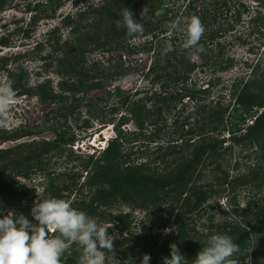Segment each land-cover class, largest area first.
Listing matches in <instances>:
<instances>
[{
    "label": "trees",
    "instance_id": "obj_1",
    "mask_svg": "<svg viewBox=\"0 0 264 264\" xmlns=\"http://www.w3.org/2000/svg\"><path fill=\"white\" fill-rule=\"evenodd\" d=\"M10 2L11 0H0V10L11 4ZM195 3L197 0L188 1L186 11H192V13H186L185 16L187 19L193 16L198 17L204 27L205 30L199 44L203 46V49L209 43L220 49V42L217 40H220L227 31L231 30L232 26L221 30L212 24L217 21V13L222 8L224 17L227 18L229 2L227 0L221 3L214 2L212 4L214 7L210 11L208 7H204L200 13L202 17L201 15L199 17L196 12ZM163 5L162 0H102L100 5L91 3L84 10H78L74 15H66L60 20V26L56 27L52 33H58L60 28H69L72 44L66 47L65 56L50 60L46 67L50 69L54 67L55 73L65 77L74 70L76 65L82 64L89 53L125 50L131 54L137 51H151L160 35L170 31L169 25L173 24L176 18V15L169 14V10ZM262 5L264 4L262 3ZM38 6L39 4L35 7ZM124 8L131 11L136 21L144 24L143 34L129 36L126 29L123 27L117 29L114 26L115 22L121 19ZM142 9H146L147 12L144 19H141L140 16ZM158 10H163V15L157 16ZM247 11L248 8L241 3L235 6L232 11L234 20L239 21L241 15ZM151 21L154 22L153 27L149 24ZM251 21L255 25L258 24L254 31L264 38V34L261 32V29H264V15L257 12ZM23 35L28 37V31H25ZM134 36L150 37V47L143 46L140 49L133 48L132 50L128 41ZM173 37L170 42L173 50L167 53L163 50L162 57L157 59L145 73V76H150L149 84L151 86L159 85L160 93L153 91L151 96H145L144 101H139V104L134 103V108L129 109L135 124L141 130H143L145 121L151 123L153 127L151 133L144 134V136L135 134V136L142 135L148 142H154L158 138L161 131L160 125L164 123L163 114L175 108L173 102L182 99L181 93L186 90L183 84L197 67L191 63L188 57L197 51L183 47L186 33H183L180 44H176L175 36ZM7 41L6 38L1 37L0 45L7 46ZM70 51L74 52V56L70 54ZM21 58L22 56L17 55L12 57V61L16 64ZM7 61L6 58H0V62L3 63L0 69ZM208 61L209 58L205 63ZM212 61H214L212 64H217L218 57H213ZM230 66L231 64L222 65L220 62L217 70L214 71H224ZM247 68L249 70L248 77L235 79L228 86L230 100L227 104L223 105L219 101L214 107L201 104L196 110V120L192 128L185 130L189 124L183 121L180 133L174 140L156 146L153 152L155 156L150 163L158 161V163L164 164L163 170L151 168L148 162L136 164L135 159L131 158L132 153L123 151L122 141L117 138L110 142L95 160L88 157L86 161H81L80 171L86 172L85 175L79 171L65 174L68 182L56 186L52 181V172L46 169L51 158V156H47L61 152V148L68 143H73L74 138L68 137L64 131L58 130L57 127L54 128L56 123L54 122L50 126L44 127L54 131L56 137L53 140L41 139L40 141L22 142L0 149V197L8 198V203L19 206L21 200L34 191L33 188L18 189L15 187L13 179L2 178L5 171L24 177L28 175L29 178L35 171L42 172L46 178H50L44 192L45 199L49 197L63 199L67 197L66 193L70 194L74 189L80 192L81 189L87 188L89 198L78 199L71 205L89 217L104 222L107 225L108 233L113 230L119 233L120 238L113 239L112 251L104 250L106 258L113 251L120 253L119 264H139L140 258L144 254L151 257L150 264H162L161 258L169 256L171 244H176L185 258L191 260L204 246L207 238L213 234L231 236L233 241L239 245L238 255L245 251V254L240 257L241 262L244 261L251 247L254 249L252 255L256 256L260 250L258 247L264 246L263 208L254 212L250 220H244V223L224 225V232L215 229L212 233L209 231L206 235L195 236L191 235L188 228L191 216L198 213L210 199L221 196L226 190L233 192L238 188L252 184H264L261 167H249L246 173L231 177L227 171L221 170L219 162L215 160L221 149H227L223 148V144L226 142L231 144L228 149L237 145L242 148L264 150V45L260 57L254 64H248ZM23 69L22 66L16 65L14 73L6 70L7 75L13 78V83L11 82L12 84L9 85L16 94L27 97L33 94L38 95L44 103L63 101L60 95L53 94L45 82L38 84L33 89L28 88L27 74ZM98 71L97 68H91L87 72L96 74ZM122 75V70H118L106 74L103 78L107 81ZM214 81L217 82L218 78L210 79L208 85H214ZM179 83H183L181 92L170 89ZM59 86L62 91L72 93L73 96L79 90L73 83L66 85L64 82H60ZM208 92V90H194L189 94L187 91L185 93L195 101L197 94L207 95ZM121 99L125 103L128 96H123ZM63 106L56 109L58 111L50 112L53 114L51 119L58 117L56 112H62L61 115L58 114L64 117V122L66 121L65 118L73 110L71 108V111H67L66 106ZM112 110L115 111V109ZM127 120V118L122 119L121 122ZM176 122L177 118L174 120V123ZM87 126L88 124L85 122L83 127ZM36 131L40 130L19 127L9 134L6 131H0L2 134L0 138L16 141L28 137ZM225 133L227 134L226 138L224 137ZM69 156H72L71 151ZM204 163L214 167V171L218 174L213 181L203 182L201 172ZM80 179L82 182L79 183ZM114 205H126L130 211L110 212V208ZM162 206H166L165 209ZM135 210L144 212L151 219V226L144 234L135 235L131 231L132 213ZM155 224H157L156 227ZM169 227H172L171 233L163 234V231ZM62 255L61 260L64 258L65 261L61 264H79L81 249L78 244L70 243Z\"/></svg>",
    "mask_w": 264,
    "mask_h": 264
},
{
    "label": "rangeland",
    "instance_id": "obj_2",
    "mask_svg": "<svg viewBox=\"0 0 264 264\" xmlns=\"http://www.w3.org/2000/svg\"><path fill=\"white\" fill-rule=\"evenodd\" d=\"M101 1L11 0V4L0 10V38L4 37L8 40L7 46L3 47L0 45V58L8 60L4 67L0 69V86L13 83V78L7 75L6 70L14 73L16 65H20L27 74L28 88L33 89L38 84L45 82L54 95H60L63 98V101L44 103L38 95L33 94L27 97L26 95H18L14 91L13 98L8 101V108L0 112V131H6L9 134L19 127H25L26 129L36 128V130L40 131L16 141L0 140V148L12 147L18 142H30L40 139L53 140L56 137L54 131L51 129L47 130L44 127L56 122L54 128L57 127L58 130L64 131L65 135H70L74 138V143L66 144L61 149V153H52L47 156H51V158L46 169L53 173L51 177L56 186L67 183L68 178L65 174L80 171L81 161L84 162L91 156L97 158L99 150L105 147V142L116 136H121L123 151L131 152V158L135 159L134 162L136 164L142 162L150 163L155 156L153 152L156 146L174 140L180 133L183 121L189 124L185 130L194 126L196 110L201 104L214 107L218 101L223 105L228 103L230 100L228 86L235 79L248 77V64L256 62L264 45V38L254 31L258 24L255 25L251 21L257 15V12L264 15V5H262L264 0H227L229 2L227 18L224 17L222 8L217 13V21L212 24V26L221 28V30L232 26L231 30L227 31L220 40H217L220 42V49L209 43L203 52H194L188 55L191 63L197 67L191 72L184 84L179 83L177 86L170 88L173 91L178 90L181 92L184 85L186 88L185 92L187 91L188 94L194 90H208V94H197L194 101L188 97L187 93L182 92V99L172 103L175 108L163 114L164 123L160 125L161 131L158 134V138L154 142H148L143 136L152 132L151 123L145 121L142 127L143 136H135L131 132L138 130L129 109L132 110L134 108V103L139 104V101H144L145 96H151L150 94L153 91L160 93L159 85L151 86L149 84L150 76H145V73L154 65L157 59L159 60L162 57L163 50L173 38L174 30L170 28V33H167L166 37L159 38L153 44L151 51L147 50L142 53L138 51L130 54L125 50H110L111 58L110 56L107 58L108 55L105 51L89 53L86 55L84 62L80 64L81 66L76 65L74 70L65 77L55 73L54 67L52 69L46 67V64L50 63L53 58L65 56L66 47L72 44V35L69 28H60L58 33H52V30L59 25L61 18L67 14L74 15L78 10H84L91 3L100 5ZM188 1L162 0V3L164 4L163 7L169 10V14L173 15L177 11H181ZM222 1L224 0H197L194 6L196 7V12L200 13L204 7H208L210 11L214 7L212 5L214 2L221 3ZM240 3L247 7L248 11L241 15L239 21H235L232 11ZM37 4L39 6L34 7ZM146 15L147 12H143L141 19H144ZM182 19L185 20L186 18L183 17ZM180 22L183 21L180 20ZM175 23L178 24L179 21H175ZM149 24L152 27L154 26L153 21ZM179 25L177 28H179ZM25 31H28V37L23 35ZM261 32L264 34V29H261ZM175 39V43L180 44L182 36H175ZM150 40V37L137 36L131 39L128 45H130L132 50L133 48L137 49L142 44L149 48ZM70 54L74 56V52L70 51ZM17 55L22 56V58L15 64L12 61V57ZM213 57H218L219 61L217 64H212L214 62L212 61ZM208 58L209 61L205 63ZM220 62H222V65L231 64V66L224 71L218 70L215 72ZM2 64L0 62V66ZM91 68H97L99 71L96 74L93 73L94 75L90 74L87 71ZM120 69L123 70L122 76L108 79L107 81L103 78L106 74ZM217 78L218 81H214V85H208L210 79L215 80ZM60 82H64L66 85L73 83L79 90L73 96L72 93H66L60 89ZM123 96H128V101L125 102L124 106H121V98ZM62 105L66 106L65 109L67 111H71V108L73 110L65 118L66 121L64 122V117L60 116L62 112H56L58 117L51 119L53 114H50V112L60 108ZM112 109H115V111ZM120 118H128L129 121L127 120L125 126L118 128L117 124ZM176 118L177 122L174 123ZM85 122L88 124L87 127H83ZM93 137L101 140L100 142L102 143L100 145L102 146L100 149H98V140L92 143ZM224 137H227L226 133ZM230 146V142L224 143L223 148L227 149H221L215 157V160L221 166V170L227 171L229 176L234 177L238 174L246 173L249 167H261L264 174V150L242 148L237 145L228 149ZM67 150L72 151V156L68 155ZM204 164H202L204 168L202 167L203 170L201 172L203 174V182L213 181L218 174L210 164L208 166L207 163ZM164 166L158 161L150 163L151 168H157L159 171L163 170ZM33 173L31 180L27 183H24L21 178H17L18 183L23 184V188H33L34 190L33 195L31 194L32 197L28 196L29 216L34 203L45 199L44 192L50 179L46 178L42 172L35 171ZM82 175L85 174L83 173ZM80 182H82V179H80ZM65 196L67 197L64 200L68 201L70 205L74 201H78V199L86 200L89 198L87 188L81 189L80 192L74 189L72 193H66ZM3 202L4 200H1L0 204ZM162 207L165 209L166 206ZM262 208L264 210V184H252L238 188L233 192L226 190L221 196L210 199L198 213H194L191 216V220L188 221V228L191 235L194 234L195 236L206 235L209 231L212 233L215 229L224 232V225L228 223H244V220H250L252 214ZM129 211L130 208L126 205H114L110 208V212L113 213ZM132 216L131 231L135 235L144 234L151 226V219L140 210L133 211ZM92 219L98 225L107 227L104 222L95 218ZM30 222L36 223L35 221ZM138 227L140 228L139 234L136 233ZM171 231L172 227H169L166 231H163V234H170ZM108 234L113 235L114 239L120 238L116 230ZM70 243L74 242L69 241L68 245ZM258 248L260 249L259 253L253 256L252 251L254 249L251 247L242 262L240 257L245 254V251L240 255L237 253L233 257V264H247L248 258V264H261L264 262V246ZM119 256L120 253L113 251L107 258L105 256V264H119L121 261Z\"/></svg>",
    "mask_w": 264,
    "mask_h": 264
},
{
    "label": "clouds",
    "instance_id": "obj_3",
    "mask_svg": "<svg viewBox=\"0 0 264 264\" xmlns=\"http://www.w3.org/2000/svg\"><path fill=\"white\" fill-rule=\"evenodd\" d=\"M145 11L143 9L140 16ZM156 15H163V10H158ZM183 23L186 33L183 47L203 52V46L199 44L204 33L200 19L193 16ZM114 26L117 29L123 27L129 36L144 32V24L136 21L127 8H124L121 19ZM177 26V23L169 25L172 30ZM172 50L169 44L165 53ZM13 96L14 90L10 85L0 86V112L8 108V101ZM30 216L35 224L23 215L0 213V264H61V256L69 241L78 244L81 249L79 264H105L104 250L113 249L114 237L108 234V229L64 199L49 197L39 200L31 208ZM139 232L138 227L136 233ZM239 251V245L231 236L213 234L191 260L185 258L176 244H171L169 256L161 259L162 264H233V257ZM150 260L151 257L144 254L139 264H150ZM248 261L249 258L247 264Z\"/></svg>",
    "mask_w": 264,
    "mask_h": 264
},
{
    "label": "flooded vegetation",
    "instance_id": "obj_4",
    "mask_svg": "<svg viewBox=\"0 0 264 264\" xmlns=\"http://www.w3.org/2000/svg\"><path fill=\"white\" fill-rule=\"evenodd\" d=\"M188 5V2H186L185 3V5H184V7L181 9V11H177V13L176 14H173V15H176V18H175V21H179V23L178 24H180L179 25V28H176L175 30H174V33L172 34L173 36H179V35H183V33L185 32L184 31V27H185V25L183 24V22H180V20L181 21H184V19H182L183 17L184 18H186V16H185V14L186 13H188V14H190V13H192V11H186V6ZM195 5V4H194ZM36 6V5H35ZM34 6V7H35ZM196 8V7H195ZM198 13V12H197ZM201 13V12H200ZM200 13H198V15L200 16L201 14ZM68 15V14H67ZM71 15V14H70ZM63 17H65V16H63ZM63 17L61 18V19H63ZM187 19V18H186ZM185 19V20H186ZM175 21H174V23H175ZM182 23V24H181ZM60 26V22H59V25L58 26H56V27H59ZM55 29V28H54ZM53 29V30H54ZM178 29V30H177ZM52 30V31H53ZM172 30V29H171ZM167 33H170V31L169 32H167ZM167 33H165L164 35H160V38H163V37H166L165 35L167 34ZM134 37H137V36H134ZM134 37H132L131 39H134ZM174 38V37H173ZM130 39V40H131ZM130 40L128 41V42H130ZM176 41V40H175ZM40 43V42H39ZM39 43H37V44H39ZM144 45L142 44L141 46H139V47H143ZM138 47V48H139ZM144 47H146V46H144ZM138 52V51H137ZM141 53L142 52H144V51H140ZM139 52V53H140ZM106 53H107V58H109V56H110V58H111V53H109V51H106ZM140 53V54H141ZM57 58V57H56ZM54 59V58H53ZM121 70V69H120ZM122 72H123V70H122ZM128 101V100H127ZM126 101V102H127ZM124 104L125 103H123L122 102V99H121V106H124ZM120 106V107H121ZM122 119L124 120V119H126V118H120V120H119V123L117 124V127L118 128H121V127H123V126H125L126 124H127V121H123V122H121L122 121ZM128 119V118H127ZM128 121H129V119H128ZM136 128H137V130L138 131H132L131 133L132 134H143L144 132H143V130H141L137 125H136ZM32 128H28V130H31ZM123 129V128H122ZM0 135H2V134H0ZM29 137V136H28ZM68 137H70V135L68 136ZM73 137V136H72ZM117 138H120L121 139V136H116L115 138H113V139H109L107 142H105V147L103 148V149H100V147L102 146V145H100V143H102V142H100L101 140H99L98 138H96V137H93L92 138V143H94V142H96V140H98V146H99V148L98 149H100L99 151L100 152H102L105 148H106V146L110 143V142H112V141H114V140H116ZM0 140H2L1 138H0ZM41 140V139H40ZM40 140H37V141H40ZM121 141H122V139H121ZM74 143V142H73ZM69 144V143H68ZM98 146H96V147H98ZM65 146H63L61 149H63ZM1 149V148H0ZM62 152V151H61ZM61 152H59V153H61ZM69 152H70V150H67V153H68V155H69ZM72 152V151H71ZM99 152V153H100ZM92 157V159L93 160H95L96 159V157H93V156H91ZM18 169H19V167H18ZM27 172V171H26ZM39 172V171H38ZM81 174H85L86 172H84V171H79ZM44 175V174H43ZM53 175V173H51V176ZM54 177V176H53ZM2 178H10V179H13L14 180V183H15V187H17L18 189H20V188H23V184L22 183H18V180H17V178H21L22 180H23V182L25 183H27L28 181H30L31 180V176H30V178L28 177V175H27V177H24L23 175H13V174H10L9 172H7V171H5V173H3V175H2ZM19 184V185H18ZM33 195V194H32ZM32 195H27V196H25L22 200H21V202H20V204H19V206H15V205H11V203H8L9 201H8V198H4V197H0V201L1 200H4V202L2 203V204H0V213H3V214H11V212L12 213H14L15 215H23V216H25L26 218H28L29 219V221H34V220H32V219H30V218H32L31 216H29V214H28V207H29V204H28V202H29V200H28V196H30V197H32ZM64 199V198H63ZM49 235H56V233H51V234H49ZM63 256V255H62ZM63 261H65L64 260V258L61 260V262H63Z\"/></svg>",
    "mask_w": 264,
    "mask_h": 264
},
{
    "label": "water",
    "instance_id": "obj_5",
    "mask_svg": "<svg viewBox=\"0 0 264 264\" xmlns=\"http://www.w3.org/2000/svg\"><path fill=\"white\" fill-rule=\"evenodd\" d=\"M18 143H19V142H18ZM18 143H15L14 146L17 145ZM20 143H21V142H20Z\"/></svg>",
    "mask_w": 264,
    "mask_h": 264
}]
</instances>
